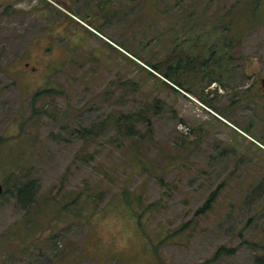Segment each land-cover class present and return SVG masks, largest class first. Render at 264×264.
<instances>
[{
	"label": "rangeland",
	"instance_id": "374dc122",
	"mask_svg": "<svg viewBox=\"0 0 264 264\" xmlns=\"http://www.w3.org/2000/svg\"><path fill=\"white\" fill-rule=\"evenodd\" d=\"M96 1L0 5V264H264V0H122L91 27ZM197 35L225 89L173 47Z\"/></svg>",
	"mask_w": 264,
	"mask_h": 264
},
{
	"label": "flooded vegetation",
	"instance_id": "af4514ba",
	"mask_svg": "<svg viewBox=\"0 0 264 264\" xmlns=\"http://www.w3.org/2000/svg\"><path fill=\"white\" fill-rule=\"evenodd\" d=\"M7 1L0 2V5L6 3ZM121 1L122 0H97L95 3L90 4V6L88 7L87 10L86 9L85 10L80 9V10L82 13L88 12V14L89 13L92 14V17H93L92 21L88 25L93 27L92 24L96 23V24L100 25L99 23H101V25H102V24L108 22L109 19L114 18L118 14V11L121 8V6H120ZM156 3H157L156 0L154 2L153 1L150 2L151 7L153 8L155 6L154 4H156ZM117 5H119V9L116 8ZM2 15H4V14H2ZM65 19H67V17ZM64 23H65V20H63L61 22V25H63ZM56 27L59 28V31L63 28V27H60L58 24V25L53 26V29ZM55 34H58V32ZM87 34H89L88 31H86L84 29L83 35L87 36ZM84 39L86 40V38H84ZM174 42H175V40L170 39V36H168V39H167L168 45L169 46L173 45ZM179 42L180 43H178V44L174 43L173 47L176 49L177 48H184L185 46H186V48H195L196 52H194L192 55L187 54V64L188 65L191 64V66H201V68H206V69L208 67L209 68V72H208L209 76H211V78L215 77V78H213V84H216L219 87V89H225L224 84H225V82H227L226 79H228V76L224 77V74L228 73L229 79H231L232 76L234 75V69L232 68L233 67V58L229 57V56L224 57L223 55H218V53L223 54L221 50L219 51L217 49L210 48V49H212V51H211L212 54L216 53L218 57L210 58L209 61L208 60L207 61H201V60L197 61V55L199 54L198 55V57H199L201 54L200 51H197V48H199V49L205 48L207 41L202 40L201 36L197 35L195 40L183 39V40H180ZM210 47H217V45H212ZM223 47H225L227 50L229 49V46H227V45H223ZM168 57H169V55H168ZM167 60H168V58H167ZM165 66H166L165 67L166 71L164 72V74L169 75L168 73H169V70L171 67L168 65V62ZM25 67H27V65ZM232 70H233V72H232ZM223 72H225V73H223ZM218 73H219V75H217ZM260 83H261L262 88H264V80L261 79ZM251 88L252 87L250 85L242 88L243 92L241 93V96L239 97V99H241L242 101L245 99H248L247 95L248 96L250 95V92L252 90ZM214 94H216L215 99H217V97L219 96L217 91H215ZM231 94H232L231 96L237 95L234 92ZM260 96H261V94H260ZM250 130H251V128H250ZM238 140H241L242 141L241 143L245 144L244 145L245 147L248 146L246 143H244V141L242 139L238 138ZM245 141L247 142V140H245ZM256 144L259 145L258 143H256ZM259 146H261V145H259ZM262 148H264V147H262Z\"/></svg>",
	"mask_w": 264,
	"mask_h": 264
},
{
	"label": "trees",
	"instance_id": "16d2710c",
	"mask_svg": "<svg viewBox=\"0 0 264 264\" xmlns=\"http://www.w3.org/2000/svg\"><path fill=\"white\" fill-rule=\"evenodd\" d=\"M152 68L156 72H160L161 71L160 66H156V65L154 66L153 65ZM164 76H165L166 79L169 78V75H167V74H164ZM46 92H48V91H46ZM134 120L135 119H133L132 121H134ZM125 123H126L124 125L125 126V132L128 130L129 134L134 135L136 133L135 127L134 126H130L128 123H131V122L129 120H127V119H126V122ZM14 169H16L19 172V170L17 169V167H15ZM29 183L30 182L22 183L18 179H15L14 180V178H13V186L14 187L18 186L19 187V188L14 189V191H13V194L15 195V197L17 198V200H19L21 202H25L27 200L26 199L25 201H23V197H24V194L27 191V187L29 186ZM4 189H7L6 186L3 187V194L6 192V190L4 191ZM215 196H216V192L211 193V195L206 199V201L204 202V204L202 205V207L197 210L196 214H204L206 211H208L210 209L212 203L215 200ZM30 202L31 201H27L25 206H28ZM65 209L66 208H64L63 210H65ZM262 249L264 250V247ZM223 253L226 254V255H229V256L230 255H233L234 254V249H230V250H226L224 248L223 249H219L218 251L215 252V254L213 255L211 261H207V263L208 262L216 261Z\"/></svg>",
	"mask_w": 264,
	"mask_h": 264
},
{
	"label": "clouds",
	"instance_id": "9594fccd",
	"mask_svg": "<svg viewBox=\"0 0 264 264\" xmlns=\"http://www.w3.org/2000/svg\"><path fill=\"white\" fill-rule=\"evenodd\" d=\"M109 231L112 232L111 237L107 234ZM118 233L120 235L117 237ZM101 237L105 245L111 244L112 238L117 237L115 239L116 247L118 250L124 251L129 247V240L132 238V234L130 232H125L123 230V225L121 224L118 227H116L115 231H112L111 228H109L108 230L101 232Z\"/></svg>",
	"mask_w": 264,
	"mask_h": 264
},
{
	"label": "water",
	"instance_id": "95a60500",
	"mask_svg": "<svg viewBox=\"0 0 264 264\" xmlns=\"http://www.w3.org/2000/svg\"><path fill=\"white\" fill-rule=\"evenodd\" d=\"M2 194H3V186H2V184L0 183V197L2 196Z\"/></svg>",
	"mask_w": 264,
	"mask_h": 264
}]
</instances>
